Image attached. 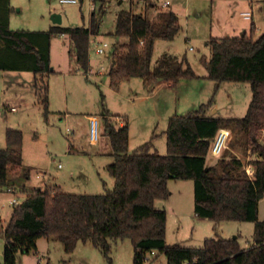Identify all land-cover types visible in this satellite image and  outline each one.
Instances as JSON below:
<instances>
[{"label":"trees","instance_id":"1","mask_svg":"<svg viewBox=\"0 0 264 264\" xmlns=\"http://www.w3.org/2000/svg\"><path fill=\"white\" fill-rule=\"evenodd\" d=\"M144 1L156 4V0ZM11 11L10 0H0V69L33 73L32 87L47 117L52 35H68L78 68L87 75L89 42L99 34L98 25L92 15L87 27L13 29L9 26ZM180 28L178 14L171 8L159 10L154 20L131 9L121 10L113 34L126 37V41L112 46L107 71L110 87L117 89L120 82L133 77L141 78L145 86L168 78L196 77L185 58L179 60L167 53L151 66L155 41L173 39ZM254 33L251 24L243 35L211 37L207 40L210 55L199 58L207 77L217 85L224 81L249 84L251 99L244 116L207 114L215 102L211 96L198 109L169 117L164 130L167 151L159 154L150 152L154 135L129 152L127 123L117 126L112 114H103L102 134L108 137L113 157L106 169L114 179L113 186L95 194L69 192L59 185L23 189L26 194L13 206L3 231V264H17L19 254L36 251L41 237L58 239L66 252L73 251L78 241H90L108 264H112L110 240L124 238H129L134 248L133 264H144L150 254L152 261L163 254L166 264H264V218L258 217L259 201L264 197V144L257 137L264 125V31L256 37ZM221 127L240 134L232 146L237 143L256 157L245 163L230 155L207 163L212 140ZM22 138L20 129L5 131L6 145L0 148V190L14 185L18 178H29ZM246 164L251 165V173ZM169 179L193 181L198 217L253 222L252 243L243 248L237 238L218 237L205 238L200 247L168 244L167 213L156 207L155 201L167 198Z\"/></svg>","mask_w":264,"mask_h":264},{"label":"rangeland","instance_id":"2","mask_svg":"<svg viewBox=\"0 0 264 264\" xmlns=\"http://www.w3.org/2000/svg\"><path fill=\"white\" fill-rule=\"evenodd\" d=\"M16 28L30 30L47 29L52 23L51 14L58 13L62 26H89L93 17L98 25V42H106L102 53L95 52V42L89 45V58L93 71L87 80L80 75L62 80L59 71L78 67L72 40L61 34H53L50 41V63L54 72L48 76V114L37 101L32 86L21 78L3 75L0 71V148L5 147L7 128L22 131L23 163L29 167V178L15 181L19 199H23L27 188H41L45 174L61 183L62 188L75 193H103L113 186V177L105 166L112 157L104 154L111 150L104 134L103 114L112 112L128 123V151L153 138L150 152L165 154L164 130L168 119L174 114L183 115L196 110L214 96L213 106L206 112L224 117H242L251 99L247 82H217L207 77V70L200 62L201 55H210L207 40L211 37L241 35L249 32L252 19L260 27L258 36L264 31V0H171L163 6V0L152 5L146 1L128 0H79L63 3L59 0H12ZM95 6V7H94ZM171 8L178 14L181 28L171 40L157 39L154 43L151 66L163 54H171L179 60L185 58L196 77L179 78L176 85L145 86L139 77L120 82L117 89L109 85L107 76L110 52L116 42H125L126 37H116L113 32L118 13L131 9L154 20L159 10ZM251 10L253 17L245 18L242 12ZM93 36L91 39L93 40ZM96 41V40H95ZM101 62V64H100ZM74 66V67H73ZM186 63H183V67ZM101 70V74L94 73ZM95 70V71H94ZM80 71H82L80 69ZM2 73V74H1ZM32 77V72H26ZM20 77V76H19ZM14 80V81H13ZM32 80V79H31ZM155 85V84H154ZM12 106H15L12 109ZM216 113H212V109ZM115 122V118H111ZM229 138L222 153L207 156L212 164L223 157L238 156L243 162L255 154L245 151L235 143L239 133L228 127ZM101 140L97 143V136ZM258 141L264 144L260 129ZM241 138V137H240ZM70 142V146H69ZM61 167H58V164ZM248 165H246L247 167ZM23 180V181H22ZM167 198L157 200L155 206L167 213L166 241L182 246L200 247L205 238H237L242 246L252 242L254 223L250 221H213L198 217L194 212V186L191 179H169ZM0 191V264H3L4 228L8 222L14 195ZM258 217L264 218V197L259 201ZM37 253L19 254L17 264H108L101 250L90 241H78L71 252H66L56 238L41 237L37 240ZM112 264H133L134 248L129 238L110 240ZM38 254V255H37ZM38 257L40 261L38 262ZM148 255L144 264H166L159 254L155 260Z\"/></svg>","mask_w":264,"mask_h":264},{"label":"crops","instance_id":"3","mask_svg":"<svg viewBox=\"0 0 264 264\" xmlns=\"http://www.w3.org/2000/svg\"><path fill=\"white\" fill-rule=\"evenodd\" d=\"M95 0H90V3L92 2V5L94 4L95 5V2H94ZM249 2L250 1H252V0H248ZM118 2H122V1H118ZM10 4H11V6H12V11H11V13H10V15H9V26L11 27V28H13V29H16V27L15 26H13L12 25V23H13V21H15L16 20V13H15V11H14V5H13V1L12 0H10ZM95 7V6H94ZM245 11H250L251 12V19H252V17H253V14H252V11L251 10H245ZM244 12V11H243ZM94 13L92 12V15H93ZM251 24H253L254 25V27H255V31H257V30H259L260 29V27H258L257 26V23L252 19V22H251ZM52 25H60V24H57V23H54V22H52L50 25H49V27L50 26H52ZM48 27V28H49ZM38 30H43V29H38ZM245 32H247V30H244ZM262 33V32H261ZM62 35V34H61ZM63 35H66V36H68L67 34H63ZM95 38V40L97 41V39L99 38V34L98 35H95L94 36ZM97 54V53H96ZM100 64H101V62H100ZM74 67V66H73ZM52 72H54V68H52ZM0 71L1 72H3V75L4 74H6V75H9V76H12V78L14 79V80H17V81H20L21 79H23L24 81H27L31 86H32V84H33V81H34V75L32 74V77L30 76V75H28V73H26V72H31V71H27V70H1L0 69ZM92 71H93V67H92V64H91V60H90V58H89V68H88V71H87V75H86V73L84 72V71H80V69L78 68V67H74V68H70V69H62V70H60L59 71V75L61 76V78H62V80H65L68 76H73V75H80V74H82V76H84V78L87 80V78L88 77H90V75H91V73H92ZM95 71V70H94ZM94 73H98V74H101V70L100 69H98V71H96V72H94ZM2 74V73H1ZM20 76V77H19ZM18 78H21V79H18ZM48 78H49V76H48ZM48 78H47V82H48ZM32 79V80H31ZM179 79V78H178ZM178 79H175V78H168V79H166V80H161V81H159V82H157V83H155V85H152V86H150V87H152L151 88V90H153L157 85H169V86H173V85H176L177 84V81H178ZM13 80V81H14ZM48 86V85H47ZM32 89H33V87H32ZM34 90V89H33ZM35 93V92H34ZM37 98V97H36ZM38 101V100H37ZM13 108H15V106H12ZM212 113H216V109L214 108V109H212V111H211ZM112 114V116H111V118H115L116 120H115V122H113L115 125H117V126H121V125H124V124H126L127 122L124 120V119H122V117L119 115V113H116V112H112L111 113ZM211 115H215V114H211ZM127 125H128V123H127ZM129 128V127H128ZM103 133V132H102ZM101 138V133H99L98 134V136H97V143H99V140H101L100 139ZM22 151H23V149H22ZM111 151V150H110ZM110 151H106V152H104L103 151V153L104 154H106L107 153V155H109V156H111L110 155ZM112 157V156H111ZM256 157V156H255ZM255 157H252L251 159H254ZM24 158V157H23ZM113 158V157H112ZM113 160V159H112ZM248 160H250V159H248ZM112 162V161H111ZM110 163V162H109ZM108 163V164H109ZM107 165V164H106ZM247 165V164H246ZM250 165V164H249ZM58 166V165H57ZM62 165L60 164V166H58V167H61ZM105 168H106V166H105ZM107 170V169H106ZM113 184H114V180H113ZM42 187L40 188V189H43L44 187H46V186H48V185H59V186H61L62 187V185H61V183L60 182H58L57 180H55L54 178L53 179H50V176H48L47 177V175L45 174V178H44V180H43V183H42ZM15 187V186H14ZM16 188V187H15ZM3 190L5 189L6 190V187L5 188H2ZM32 189H37V188H27V189H25V190H32ZM106 189V188H105ZM64 190H66V189H64ZM0 191H2V190H0ZM68 191V190H67ZM18 197H19V195H18ZM12 198V197H11ZM24 198V197H23ZM158 200H161V199H158ZM157 201V200H156ZM155 201V202H156ZM236 237V236H235ZM252 243V242H251ZM251 243H249L247 246H242L241 244H240V242H239V244H240V246L241 247H243V248H247ZM35 253H37V249H36V251H35ZM38 255V254H37ZM40 261V257H38V262ZM48 264V263H47Z\"/></svg>","mask_w":264,"mask_h":264},{"label":"built area","instance_id":"4","mask_svg":"<svg viewBox=\"0 0 264 264\" xmlns=\"http://www.w3.org/2000/svg\"><path fill=\"white\" fill-rule=\"evenodd\" d=\"M60 2L63 3H77L79 0H59ZM118 1H125V0H118ZM131 2H140L143 0H128ZM171 0H163L162 5L163 6H168L170 4ZM243 17L245 18H250L251 17V12L250 11H244L242 12ZM91 42H95V52L96 53H102L104 51V46H107L106 42L100 43L97 41H95V39H91V41L89 42V45ZM12 109H14L12 107ZM261 131L264 135V125L261 128ZM229 138V130H227L226 128H219L212 140V144H211V148H210V152L212 155L214 156H218L222 153L223 149L226 146V143L228 141ZM58 166H60V163L58 164ZM246 170L248 173H251V165H248L246 167ZM6 190L10 193H13L14 195L12 196V198L10 199L11 203L14 205H17L21 202V199H19V197L17 195H15V193L17 192V189L14 186H8L6 187ZM183 264H190L188 261H184Z\"/></svg>","mask_w":264,"mask_h":264},{"label":"water","instance_id":"5","mask_svg":"<svg viewBox=\"0 0 264 264\" xmlns=\"http://www.w3.org/2000/svg\"><path fill=\"white\" fill-rule=\"evenodd\" d=\"M51 18H52V22H54V23H59L61 21V16L58 13L53 12L51 14ZM244 33H245V31H242L241 35H243ZM233 238H235V236Z\"/></svg>","mask_w":264,"mask_h":264}]
</instances>
